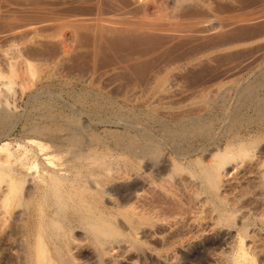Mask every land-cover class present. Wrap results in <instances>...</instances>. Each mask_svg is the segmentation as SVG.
Masks as SVG:
<instances>
[{
	"label": "rangeland",
	"instance_id": "rangeland-1",
	"mask_svg": "<svg viewBox=\"0 0 264 264\" xmlns=\"http://www.w3.org/2000/svg\"><path fill=\"white\" fill-rule=\"evenodd\" d=\"M262 70L264 0H0V76L12 84L0 97V112L11 104L10 113H13L9 125L0 131V146L11 144L9 149L12 151L16 147L19 156H23L25 150L21 152L18 144L19 148L21 144L25 145L22 150L36 149V152L29 149L31 153L28 155L35 156L31 158L32 162L40 163L35 162L38 169L35 166L29 168L30 165L23 168L13 150L15 157L12 160L16 164H12L11 159L6 164L11 169L18 167L15 169L16 177L12 173L8 176V172H0V189L9 181L13 188L18 187L14 185L16 181L20 187L25 184L21 189L19 187L20 190L17 189L19 192L16 190L17 195L13 190L9 199L4 200L0 193V264H37L41 258L38 247L43 243L37 234L39 232L43 233L39 234L43 236V245L47 246L45 252L48 250V261L40 259L39 264H49L50 261L63 264L62 260H69L68 256L73 264L241 262L236 252L240 244L238 231L216 223L217 213L210 204L205 205L206 195L201 193L198 181L185 171L179 172L178 167L181 164L189 166L199 157L203 162L211 163L218 152H226L236 137L249 139L259 132V128L264 129ZM3 101L9 104L4 105ZM256 102L262 106H257ZM258 107H261V112ZM240 117H244L242 121ZM257 117L263 122L256 123ZM200 122L204 123L205 130L199 126ZM248 122H251L250 125ZM196 123L198 126H195ZM186 125L197 128L196 132ZM36 127L49 132L37 133ZM186 128L191 129V133L186 132L189 131ZM183 129L186 134L182 132ZM174 131L177 134L182 132L185 138H181V135L176 137ZM95 136L96 139L102 137L96 140ZM146 137L150 139L147 145L155 143L157 148L160 147L159 153L136 160L123 155V147L118 142L129 143L130 140L138 145H146ZM69 139L78 144L73 146V152L76 148L75 152L82 150L86 153L92 146L105 144L103 150L108 149L111 154H108L106 161L116 166L110 181H101L99 188L92 186L95 188L92 194V197L95 195L94 201L90 202L93 200L90 195L91 198L86 201L90 204L86 206L79 198L80 193L72 197V192H80L76 189L83 185L85 187L87 183L86 188L92 189L91 184L96 178L85 175L89 169H84V174L78 176L85 184L76 177L81 186L76 179L74 186H69L74 190L63 188L68 191L59 192L61 196L57 192L56 197V191L53 193L51 186H48L52 185L50 176L54 170L58 173L59 168L63 170L60 174L66 175L64 177L73 178L71 172L64 170L67 162L73 159V152L68 151V147H63L64 151L56 149V145L63 143L69 146L72 143ZM38 143L49 144L45 149L47 151L41 150ZM263 148L264 140L249 156L243 155L244 160L249 163L252 158L264 155ZM37 149L43 151L44 155ZM239 154H234L232 158L244 163ZM49 156L54 164H60L57 168H54L56 164L50 166L46 161L51 159ZM1 157H4L3 152ZM124 160L132 163L133 168L128 167L129 173L120 170L125 168ZM229 160L231 163L232 160ZM230 163L228 165L233 167L234 164ZM3 164L5 162L2 167L7 168ZM243 165L238 170H244L246 167ZM45 167L51 169L44 171ZM93 167V170H98L97 165ZM240 172L235 168L230 170L229 176H225L222 195L227 194L224 197L231 199V203L238 207L254 202V210L257 209L260 215L264 214L263 179L260 178L258 182L255 178L244 181L252 183L247 185L246 196L240 193L246 188V183L244 186L238 179ZM43 173L45 176L47 174L46 178ZM58 196L65 202L55 199ZM233 198L240 200L236 203ZM54 201H61L65 206L61 207L58 203L54 206ZM132 204L138 208L135 214L130 210ZM145 204H148L146 208L149 205L151 209L160 207L157 209L159 213L156 211L151 219L143 217L141 209ZM64 207L66 209L61 212L60 208ZM43 208L44 217H49L48 222L53 219L57 223L55 219H58V226L62 225L56 227L63 231L55 227L56 233L54 230L53 233L44 230V233L40 229L38 222L41 218L38 220V217H41ZM56 212H60L59 215ZM61 214L63 217L66 215L65 220ZM33 216H37V220ZM103 216L107 218L103 219ZM92 224H106L108 227L102 226L107 232L92 233L95 231L94 228L90 230ZM260 234L256 243L259 250L250 251L251 256L248 257H252V260L243 261L242 264H264V234ZM60 249L66 250L63 254V257L67 254L66 259L58 258Z\"/></svg>",
	"mask_w": 264,
	"mask_h": 264
},
{
	"label": "bare ground",
	"instance_id": "bare-ground-1",
	"mask_svg": "<svg viewBox=\"0 0 264 264\" xmlns=\"http://www.w3.org/2000/svg\"><path fill=\"white\" fill-rule=\"evenodd\" d=\"M263 71V70H262ZM264 72V71H263ZM263 75V74H262ZM256 78V77H255ZM262 78H264V77H262ZM257 79V78H256ZM259 79V78H258ZM249 80V79H248ZM262 80V79H261ZM248 82V81H247ZM255 82V81H254ZM258 82V81H257ZM261 82V81H260ZM245 83V82H244ZM246 84V83H245ZM9 85H12V84H10V82L8 81V80H6V79H4L3 77H1L0 76V97L3 95V92H7V87H8V89L10 88V86ZM247 85V84H246ZM256 84H254V86H255ZM259 85V84H258ZM263 85V84H262ZM252 86V85H251ZM251 86H249L250 88H251ZM253 88V87H252ZM255 88H256V86H255ZM259 88V87H258ZM262 88V87H261ZM254 89V88H253ZM252 89V90H253ZM246 90V89H245ZM248 90H250V89H248ZM260 90V89H259ZM253 91H255V90H253ZM263 91V90H262ZM4 93V94H5ZM247 93V92H246ZM258 93V92H257ZM240 94V93H239ZM249 94V93H248ZM230 95V94H229ZM252 95V94H251ZM254 95V94H253ZM240 96H242V95H240ZM224 97V96H223ZM227 97H229V96H227ZM244 97H246V96H244ZM259 97V96H258ZM261 97V96H260ZM237 98V97H236ZM257 98V97H256ZM32 100H34V99H32ZM227 99L225 98V101H226ZM229 100V99H228ZM239 100V99H238ZM262 100H264V99H262ZM0 101H2V100H0ZM235 101V100H234ZM249 101V100H248ZM4 102V101H3ZM7 102L8 101H5L4 102V105H8L7 104ZM254 102V101H253ZM261 102V101H260ZM6 103V104H5ZM257 103V102H256ZM45 104V103H44ZM222 104H224L225 105V103H222ZM238 104V103H237ZM244 104V103H243ZM254 104H255V102H254ZM251 105H253L252 103L250 104V106ZM260 105H261V103H260ZM258 103H257V106H260ZM212 106H214V105H212ZM227 106V105H226ZM262 106V105H261ZM6 107V108H5ZM5 107H3V108H5V110H3L2 111V113L0 114V131L1 130H3V129H6V127L9 125V123L11 122V120H12V118H13V116L11 115V114H13V113H10L11 112V110H12V106H11V104H9V106H5ZM11 107V108H10ZM249 107V106H248ZM252 107V106H251ZM262 107H264V106H262ZM211 109L213 108V107H210ZM243 108V107H242ZM254 108V107H253ZM261 107H258V111H260L259 109H260ZM11 109V110H10ZM235 109V108H234ZM247 109V108H246ZM261 109H264V108H261ZM43 110H44V108H43ZM46 110V109H45ZM226 110V109H225ZM237 110H240V109H238L237 108ZM252 110V109H251ZM255 110V109H254ZM242 111V110H241ZM222 112V111H221ZM246 112V111H245ZM261 112V111H260ZM43 113V112H42ZM240 113V112H239ZM33 114V113H32ZM235 112H234V116H235ZM237 114H238V112H237ZM244 114V113H243ZM263 115H264V113H262ZM34 115V114H33ZM44 115H45V113H44ZM206 115V114H205ZM238 115H240V114H238ZM260 115H261V113H260ZM262 115V116H263ZM153 116H155V114L153 115ZM223 116V115H222ZM237 116V115H236ZM244 116V115H243ZM261 116V117H262ZM18 116H16V118H17ZM200 117H201V115H200ZM232 117H233V115H232ZM246 117V116H245ZM258 117H260V116H258ZM256 118V119H254V120H256V123L257 122H260V121H262V120H258L259 118ZM260 117V118H261ZM15 118V119H16ZM149 118V117H148ZM236 119H237V117H235ZM244 117H242V119H243ZM262 118H264V117H262ZM155 119V118H154ZM158 119V118H157ZM161 119V118H160ZM189 119V118H188ZM193 119V118H192ZM200 119V118H199ZM198 119V120H199ZM203 119H205V117H203ZM238 119H239V117H238ZM240 119H241V117H240ZM242 119H241V121H242ZM247 119V118H246ZM253 119V118H252ZM251 119V120H252ZM18 120V119H17ZM152 120V119H151ZM250 120V121H251ZM253 120V121H254ZM155 121H156V119H155ZM190 121V120H189ZM188 121V122H189ZM223 121V120H222ZM234 121V120H233ZM145 122V121H144ZM149 122V121H148ZM153 122H154V120H153ZM158 121H156V123H157ZM162 122V121H161ZM186 122V121H185ZM185 122H182V123H185ZM192 122V121H191ZM204 122V121H203ZM244 122H245V120H244ZM255 122V121H254ZM263 122V121H262ZM262 122H260V123H262ZM16 123V122H15ZM166 123V122H165ZM164 123V124H165ZM168 123V122H167ZM175 123V122H174ZM239 123V122H238ZM249 123V122H248ZM251 123V122H250ZM250 123H249V125H250ZM256 123H255V125H256ZM14 124V123H13ZM169 124V123H168ZM186 124H188L187 122H186ZM197 124V123H196ZM198 124H199V122H198ZM198 124L197 125H195V126H198ZM200 124H201V122H200ZM237 124V123H236ZM259 124V123H258ZM263 124H264V122H263ZM139 125V124H138ZM159 125V124H158ZM166 125V124H165ZM182 125V124H181ZM205 125H207L208 126V124H205ZM248 125V124H247ZM251 125H253V123L251 124ZM177 126V125H176ZM179 126H180V124H179ZM187 126V125H186ZM191 126H193L192 125V123H191ZM190 126V127H191ZM199 126H203V128L202 129H204L205 130V126H204V123L203 124H201V125H199ZM222 126V125H221ZM230 126V125H229ZM242 126V125H241ZM259 126V125H258ZM261 126V125H260ZM259 126V127H260ZM131 127H133V126H131ZM130 127V128H131ZM166 127V126H165ZM181 127V126H180ZM180 127H176V129L178 128V129H180ZM187 127H189V125L187 126ZM189 127V128H190ZM248 127V126H247ZM32 128H33V126H32ZM35 128V127H34ZM37 128V127H36ZM46 128V127H45ZM135 128V127H134ZM139 128V127H138ZM162 128V127H161ZM164 128V127H163ZM166 128H168V127H166ZM166 128H164V129H166ZM189 128H186V129H188L189 131H186V132H190L191 133V129H189ZM192 128V127H191ZM199 128V127H198ZM207 128V127H206ZM242 128V127H241ZM252 128V127H251ZM263 128H264V125H263ZM173 129V128H172ZM172 129L170 130V132L172 131ZM175 129V130H176ZM177 129V130H178ZM193 129V128H192ZM195 129H197V128H195ZM195 129H193V131L195 130ZM201 129V128H200ZM201 129V130H202ZM11 130H13V129H10L9 131H11ZM44 129H42L41 128V130H40V128L38 129L37 128V133L38 132H41V133H44V132H49V131H43ZM145 130V129H144ZM176 130V131H177ZM184 131H182L183 133L185 132V129H183ZM199 130V129H198ZM197 130V132L200 134L201 132L200 131H198ZM208 130V129H207ZM210 130H211V128H210ZM229 130V129H228ZM239 130V129H238ZM250 130V129H249ZM259 130V132L256 134V135H254L252 138H249V139H245L244 137H242V136H238V137H236V139L234 140V142H232L228 147H227V149H226V152L225 153H221V152H218L216 155H215V160H213L211 163L209 162V163H205V162H203L201 159H199V158H197V161H195L194 159V161H192V163L189 165V166H187V164L186 165H183V164H181L179 167H178V170H179V172L180 171H185V172H187V173H189L190 174V176H191V178H193V180H196V181H198V185H200V189H201V193H204L205 195H206V200H204L205 201V205H207V204H210L211 206H212V208H213V211H215L216 213H217V220H216V223H218L219 225H221V226H223V227H228V228H234V229H236L237 231H238V235H239V242H240V244H238V246H239V248H238V250L236 251L237 252V255H238V258H241L242 260H241V262H243V261H246V260H249L250 258H252V257H248V256H251L250 255V251H253V250H255V251H257V250H259V246H257V238H258V235H261L260 233H263L264 234V214H259L258 212H256L257 211V209H255L254 210V207H253V203H251L250 201H249V199H248V201L250 202L249 204H251V206L249 207V204H244V205H241V207L239 206H236V204H235V206L231 203V199L229 200L227 197H224V196H227V194L226 195H222L223 193H221V187H222V182L224 181V178H225V176H229L228 174H231L230 173V170H232V169H235V168H237V172H240L241 170V172L239 173V174H237V175H239L240 177L238 178L239 180H241L243 183H244V181H251V179H252V181H253V179L255 178V180L258 182V180L261 178V180L263 179V183H264V155H258L259 157L256 159V158H252V160L249 162V163H247L244 159H245V156L243 157V155H247V156H249L248 154L249 153H251L252 151H254V149H256V147H258V145H259V143H261V141H263L264 140V129H258ZM34 131V130H33ZM51 131V130H50ZM146 131H148V130H146ZM165 131H167V129L165 130ZM181 131V130H180ZM192 131V132H193ZM260 131H262L261 133H260ZM74 132V131H73ZM72 132V133H73ZM112 132V131H111ZM115 132V131H114ZM169 131H168V133L171 135L172 133H170ZM177 132H179V131H177ZM182 132H181V134H182ZM195 132H196V130H195ZM202 132H203V130H202ZM205 132V131H204ZM234 132V131H233ZM35 133V132H34ZM36 133V134H37ZM52 133V132H51ZM151 133V132H150ZM173 133H175V131L173 132ZM180 133V132H179ZM177 134V133H175V135H176V137L178 136L179 137V135H181V134ZM8 134V133H7ZM35 134V135H36ZM48 134V133H47ZM98 135H99V133H97ZM96 134V135H97ZM116 134V133H115ZM145 134V133H144ZM167 134V133H166ZM169 134H167V135H169ZM184 134H186V133H184ZM193 134V133H192ZM236 134V133H235ZM39 135H42V137H43V135L45 136V134H39ZM71 135H73V134H71ZM95 135V134H94ZM97 135V136H98ZM100 135H102V134H100ZM183 135V134H182ZM180 136L181 138H185V137H183V136ZM202 135H204V134H202ZM252 135H253V133H252ZM6 136V135H5ZM4 136V137H5ZM53 136V135H52ZM74 136V135H73ZM77 136V135H76ZM173 136H174V134H173ZM187 136H188V134H187ZM187 136H186V138H187ZM197 136H198V134H197ZM227 136V135H226ZM231 136H233V135H231ZM236 136V135H235ZM244 136V135H243ZM249 136V135H248ZM38 137H40V136H38ZM41 137V138H42ZM48 137H50V136H48ZM54 137V136H53ZM72 137V136H71ZM75 137V136H74ZM100 137H102V136H100ZM100 137H97L98 139H96V136H95V138L94 139H96V140H100L99 138ZM113 138H114V136H112ZM119 137V136H118ZM154 137V136H153ZM190 137V136H189ZM194 137V136H193ZM200 137H201V135H200ZM78 138V137H77ZM92 138H93V135H92ZM91 138V139H92ZM104 138V137H103ZM115 138H117V137H115ZM121 138V137H120ZM124 138V137H123ZM143 138V137H142ZM147 139H144L145 140V144L146 145H143V144H140V145H138V144H136L134 141H132V142H130V140H129V143L128 142H126V143H119L118 142V144H120L123 148H122V150L124 151V154L123 153H121V154H123V155H126V157H128V158H130L131 160H136V159H141V158H145L146 156L148 157V156H150V154L151 155H156V153H159V148H157L158 146H155L153 143H149V145H147V143L149 142H147V140H150V139H148V137H146ZM156 138V137H155ZM173 138V137H172ZM208 138V137H207ZM56 138H54V140H55ZM72 140H73V137L71 138ZM71 139H69L70 140V142L72 141ZM75 139H76V137H75ZM79 139V138H78ZM90 139V140H91ZM122 139V138H121ZM131 139V138H130ZM169 139H171V138H169ZM180 139V138H179ZM188 139V138H187ZM206 139V138H205ZM231 139V138H230ZM233 139V138H232ZM35 140V139H34ZM57 140V139H56ZM106 140V139H105ZM126 140V139H125ZM135 140V139H134ZM143 140V139H142ZM144 140H143V142H144ZM36 141V140H35ZM102 141H104V140H102ZM107 141H109V140H107ZM123 141V140H122ZM121 141V142H122ZM127 141V140H126ZM154 141V140H153ZM171 141H172V139H171ZM179 141V140H178ZM196 141H197V139H196ZM195 141V142H196ZM31 142H33V141H31ZM38 142V141H37ZM36 142V143H37ZM69 142V141H68ZM70 142H69V144H70ZM80 142V141H79ZM91 142H93V140L91 141ZM115 142V141H114ZM138 142V141H137ZM142 142V143H143ZM174 142V141H173ZM176 142V141H175ZM190 142V141H189ZM228 142V141H227ZM78 143V142H77ZM105 143V142H104ZM116 143V142H115ZM114 143V144H115ZM172 143V142H171ZM183 143V142H182ZM193 143V142H192ZM6 144V143H5ZM30 144V143H29ZM29 144H27V145H29ZM33 144V143H32ZM38 144H39V146H38ZM38 144H35V145H37L38 147H40L41 148V150H44V152L45 151H47V150H45V149H47L48 147L47 146H49V144H47V146L43 143V144H41V143H38ZM65 143H63V144H60V145H56L58 148H56V149H59L60 148V150H63V147L64 148H67V150L68 151H72L73 152V146L76 144L74 141H72V143L69 145V146H67L68 144H66V145H64ZM109 144V143H108ZM150 144L152 145V146H150ZM158 144V143H157ZM156 144V145H157ZM176 144V143H175ZM193 144H195V143H193ZM19 145L20 144H18L17 146V148L22 152V151H24L25 150V152L23 153V156H19L20 154H18L17 153V149H16V147L13 149L14 150V152L16 151V153H17V158H16V160H18V163L20 162L23 166H21V167H23L24 168V165H30V167L29 168H31V166H33V168H34V166H35V162H36V164L38 163L37 161H35V162H32L31 160V158H33L34 159V157H31V156H29L28 155V153L30 154L31 152H30V150L31 151H35V150H32V149H25L24 147V149L22 150V146L24 145V144H21L22 146H21V148H19ZM76 145H78V144H76ZM75 145V146H76ZM105 145V144H104ZM104 145H96V146H92L93 148H91V149H89V151L88 152H86V153H84V151L82 152V150L81 151H79L78 150V152H75V149H74V152H73V154H74V156H73V159L70 161V162H67L68 163V166H67V164H66V167L64 166V170L66 169V172L67 171H69V172H67V173H70L71 172V174L73 175V178L71 179L70 177H68V179H67V177H64V176H66L65 174H60V171H63V170H61L60 168L58 169V170H60L58 173H57V171L56 170H54L55 172L53 173V175L52 176H50L51 177V179H50V177H49V181H52L51 182V184L52 185H48L49 186V188H50V186H51V188L50 189H52L53 190V193H54V195L57 193L58 195H59V192L61 193V192H63V191H68L67 189L66 190H63V188H68L70 185L71 186H74L73 185V182L75 181L76 182V177H78V176H80L81 174H84L83 173V170L85 169H89L90 171H91V175H89L90 174V171H89V173L88 174H85V175H88L89 177H91L92 175V177H95L96 179L94 180L95 182V184L93 183V184H91V187L93 186L94 187V185H95V188H99V183L102 181V182H106V180H108V181H110L109 179L112 177V175H111V173H112V171H115L116 169H114V167H116V166H114L113 165V163L111 162V161H106V158H107V156H108V154L109 155H111L110 154V150H108L109 152H107V150L106 149H104L103 150V146ZM107 145V144H106ZM111 145H112V143H111ZM117 145V144H116ZM120 145H118V147H120ZM153 145H154V147H153ZM179 145V144H178ZM182 145H184V144H182ZM188 145H189V143H188ZM228 145V144H227ZM262 145V144H261ZM9 146V147H8ZM6 145V146H0V152H1V154H2V152L4 153V157H1V154H0V172L2 171V173H6V172H8L7 173V175L9 174V173H12V174H16V172H15V169H17L16 167H12V168H14V169H11V167H9V165H7L6 164V162H9L10 161V159L12 160V157H15L14 156V153H13V150L11 151L9 148H10V146H11V144L10 145ZM25 146V145H24ZM30 146H32L31 144H30ZM29 146V147H30ZM74 146V147H75ZM80 146V145H79ZM78 146V147H79ZM193 146V145H192ZM36 147V146H35ZM47 147V148H46ZM89 147V146H88ZM108 147V146H107ZM110 147V146H109ZM12 148V147H11ZM32 148V147H31ZM50 148V147H49ZM112 148V147H111ZM187 148V147H186ZM16 149V150H15ZM177 149V148H176ZM182 149V148H181ZM258 149V148H257ZM264 149V148H263ZM38 151H39V149H37ZM39 151V153L40 152H42V154H43V151ZM183 150V149H182ZM64 151V150H63ZM62 151V152H63ZM67 151V152H68ZM258 151V150H257ZM20 152V153H21ZM36 152V151H35ZM60 152V151H59ZM183 152V151H182ZM241 154V156L243 157V160L248 164L247 165V167L245 166L246 165V163L244 164L243 163V161H238L236 158V163L234 164V161H235V159H233L232 157H234V156H236V153L237 154H239V153ZM46 153H48V152H46ZM69 153V152H68ZM111 153H112V150H111ZM192 153V152H191ZM190 153V154H191ZM253 153V152H252ZM259 153V152H258ZM35 154V153H34ZM59 154V153H58ZM178 154V153H177ZM198 154V153H197ZM235 154V155H234ZM239 154V155H240ZM16 155V154H15ZM21 155H22V153H21ZM38 155V154H37ZM44 155V154H43ZM49 155V154H48ZM72 155V154H71ZM234 155V156H233ZM3 156V155H2ZM38 156H40V155H38ZM176 156H178V155H176ZM246 156V157H247ZM50 157V156H49ZM179 157V156H178ZM241 157V158H242ZM253 157V156H252ZM38 158V157H37ZM41 158V157H40ZM51 158V157H50ZM143 158V159H144ZM185 158V157H184ZM36 159V158H35ZM39 159V158H38ZM49 159V158H48ZM110 159V158H109ZM112 159V158H111ZM146 159V158H145ZM229 159H233L232 161H231V163H230V160ZM249 159V158H248ZM14 160V159H13ZM13 160H12V164H14L13 163ZM40 160V159H39ZM228 160H229V162H228ZM46 161H48V163L50 164V166H53V165H55L54 164V160H52V158L50 159V160H46ZM119 161V160H118ZM124 161H126V160H124ZM178 161V160H177ZM182 161V160H181ZM247 161H249V160H247ZM3 162H5V165L7 166V168L6 167H2V163ZM39 162H41V161H39ZM115 162V161H114ZM180 162V161H179ZM184 162V161H183ZM189 162V161H188ZM233 162V163H232ZM11 163V162H10ZM9 163V164H10ZM17 163V164H18ZM44 163V162H43ZM47 163V164H48ZM181 163V162H180ZM228 163H230V164H234L233 165V167H231V165L229 166L228 165ZM16 164V163H15ZM14 164V165H15ZM39 165H40V163H38ZM41 164H42V162H41ZM53 164V165H52ZM125 164V168L123 167V169H121L120 168V170H122V172H124V173H129V168H133V166H132V163L131 162H125L124 163ZM177 164V163H176ZM244 164V165H243ZM4 165V164H3ZM4 165V166H5ZM44 166H45V163L43 164ZM42 165V166H43ZM58 164H56L55 166L56 167H54V168H57L58 166H57ZM95 165H97L98 166V170L96 171L95 169L93 170L92 168H94L93 166H95ZM178 165V164H177ZM240 165H243V166H245V167H243V168H245L244 170L243 169H241V170H238L239 168H241V166ZM13 166V165H12ZM37 166L38 165H36L35 166V169H38L37 168ZM43 166V167H44ZM47 166H49V165H47ZM49 166V167H50ZM130 166V167H129ZM240 166V167H239ZM20 167V168H21ZM49 167H47V168H49ZM61 167V166H60ZM129 167V168H128ZM26 168V167H25ZM46 168V167H45ZM47 168L44 170V171H46L47 170ZM51 168H49L48 169V171L50 170ZM29 171V169H26V171ZM119 170V169H118ZM3 171H5V172H3ZM32 171V170H31ZM43 171V172H44ZM51 171H53V168H52V170ZM234 171V170H233ZM21 172V171H20ZM20 172H18V173H20ZM25 172V171H24ZM65 172V171H64ZM117 172H120V171H117ZM44 173H46V172H44ZM44 173H43V177L45 176L44 175ZM66 173V174H67ZM85 173H86V171H85ZM121 173V172H120ZM123 173V174H124ZM234 174V173H233ZM0 175H2L1 173H0ZM19 175H23V174H19ZM18 175V177H19V179L21 178L20 176ZM48 175H50V173L48 174ZM71 175V176H72ZM84 175V176H85ZM237 175H234V176H237ZM4 176V175H3ZM9 176V175H8ZM13 176V175H12ZM67 176H69L68 174H67ZM14 177H16V175L14 176ZM47 177V174H46V176L44 177V178H46ZM13 178V177H12ZM22 178H26L25 176H23ZM70 178V179H69ZM82 178V177H81ZM81 178H79L78 177V179L79 180H81ZM256 178H258V179H256ZM77 179V183H78V180ZM84 179V178H83ZM233 179H234V177H233ZM23 180V179H22ZM41 180H44V179H41ZM46 180V179H45ZM72 180V181H71ZM192 180V179H191ZM9 181V180H8ZM14 179H13V182L12 183H14ZM20 181V180H19ZM18 181V182H19ZM82 181V180H81ZM235 181V180H234ZM241 181H239V183H241ZM10 183H11V181H9ZM21 182V181H20ZM22 182H24V180L22 181ZM46 183L48 182V181H45ZM89 182V181H88ZM237 182H238V180H237ZM236 182V183H237ZM10 183H8L6 186L4 185L3 187H1V189H0V193H1V197L5 200V199H9L8 197L10 196V194L12 193L13 194V190L15 191V193H16V190L18 189V190H20L21 189V187H23L25 184H23V186L21 185V187H20V185H19V183H17V181H16V183H14V185L15 184H17L18 185V187L17 186H14V188H13V186H11V184ZM25 183V182H24ZM82 183H83V181H82ZM91 183V182H90ZM246 183V182H245ZM245 183H244V186H245ZM251 182H249V183H246V188H244V189H242V192H240V193H243V194H245L247 191H248V187H247V185L249 186V184H250ZM256 183V182H255ZM50 184V183H49ZM76 184V183H75ZM78 184H80V186H81V182L80 183H78ZM76 185V186H79V185ZM83 184H85V182L83 183ZM88 184V183H87ZM87 184H85L86 186H87ZM104 184V183H103ZM103 184H102V186H103ZM252 184V183H251ZM242 185V184H241ZM255 185V184H254ZM259 184L257 183V186H258ZM262 185V184H261ZM47 186V187H48ZM76 186L74 187V188H76ZM86 186L84 187V185H83V187H78L79 188V190L78 189H76L77 191H80V192H77L76 194L74 193V192H72V197H73V195H77L78 196V193H80L79 195H81L79 198L81 199V201L83 202L82 204H87V203H89V202H86V201H88L91 197H92V194H93V192H94V190H95V188L93 189V187H92V189H93V191H92V189L90 190V189H88V187L86 188ZM96 186H98V187H96ZM243 186V185H242ZM263 186H264V184H263ZM17 187V188H16ZM19 187H20V189H19ZM90 186H89V188H91ZM240 187V186H239ZM256 187V186H255ZM70 189H71V187H69ZM234 188V187H233ZM232 188V189H233ZM243 188V187H242ZM252 188V187H251ZM50 189H48L49 191H50ZM17 190V191H18ZM51 190V191H52ZM63 190V191H62ZM71 190H74V189H71ZM97 190V189H96ZM231 192H232V190H230ZM238 191V190H237ZM241 191V190H240ZM252 191V190H251ZM263 191V190H262ZM19 192V191H18ZM235 192V191H234ZM250 192V191H249ZM248 192V193H249ZM47 193H49V192H47ZM65 193V192H64ZM96 193V192H95ZM94 193V194H95ZM236 193V192H235ZM12 194H11V196H12ZM88 194V195H87ZM204 194H202V195H204ZM263 194V193H262ZM16 195H17V193H16ZM43 195H45V194H43ZM47 195V194H46ZM53 195V196H54ZM68 195V194H67ZM87 195V196H86ZM90 195H91V197H90ZM204 195V196H205ZM228 195H229V193H228ZM232 195V194H231ZM246 195V194H245ZM56 196V195H55ZM54 196V197H55ZM59 196H61V195H59ZM58 196V197H59ZM62 196H63V194H62ZM71 196V195H70ZM69 196V197H70ZM77 196H75V197H77ZM86 196V197H85ZM95 196V195H94ZM94 196L92 197V199L94 198ZM97 196V195H96ZM234 196V195H233ZM232 196V197H233ZM236 196V195H235ZM238 196H239V194H238ZM247 196V195H246ZM249 196V195H248ZM45 197V196H44ZM49 197V196H48ZM51 197H52V195H51ZM57 197V196H56ZM68 197V196H67ZM89 197V198H88ZM229 197H231L230 195H229ZM242 197V196H241ZM240 197V198H241ZM47 198V197H46ZM61 197H59V198H55V199H58V200H61L60 199ZM62 198H64V197H62ZM78 198V199H79ZM205 198V197H204ZM238 198V197H237ZM243 198H244V196H243ZM242 198V199H243ZM262 198V197H261ZM43 199H45V198H43ZM65 199V198H64ZM63 200V199H62ZM61 200V201H62ZM233 200L235 201L236 199H234L233 198ZM232 200V201H233ZM240 200V199H239ZM239 200H237V201H239ZM41 202H42V200H40ZM47 201V200H46ZM61 201H58V202H56V203H58V205L59 204H61L62 202ZM64 201V200H63ZM80 201V200H79ZM78 201V202H79ZM81 201H80V203H81ZM91 201H94V199L93 200H90V202ZM237 201H235L236 203H237ZM251 201H253V200H251ZM65 202V201H64ZM86 202V203H85ZM241 202V201H240ZM258 202V201H257ZM45 203V202H44ZM54 203H55V201H54ZM55 203V205L54 206H56L57 204ZM67 203V202H66ZM242 203V202H241ZM40 204V203H39ZM38 204V205H39ZM69 204V203H68ZM90 204V203H89ZM37 205V206H38ZM47 205V204H46ZM46 205H43L44 207H46ZM88 205V204H87ZM148 205V204H147ZM146 204L145 205H143L144 207L143 208H145L144 210H143V208L141 209L142 210V215H144L143 217H149L150 219L151 218H153V217H151L156 211L158 212V210L157 209H159L158 207L156 208V206H154L155 208H149L150 207V205H149V207L148 208H146V206H147ZM238 205V204H237ZM40 206V205H39ZM63 206H65V205H62L61 204V207H63ZM83 206V205H82ZM86 206V205H85ZM40 208H42L41 206H40ZM163 208V207H162ZM260 208V207H259ZM44 209L45 208H43V213L42 212H40L39 214L41 215V217H38V220H39V218H41V221L39 220V224H38V226L40 227V229H42L43 230V232H44V230H45V232L46 231H52V233H53V230L55 229V227L56 226H58V224L57 223H59V221H58V219H55V220H57V223L52 219L53 217H50L52 220H50L49 222H48V219H49V217H48V215H46L45 217H44ZM62 209V210H61ZM63 209L65 210L66 209V207H64V208H60V211L62 212L63 211ZM136 209H138L136 206H135V204H132L131 205V207H130V210H132L133 211V213L135 214L136 213ZM42 209H40V211H41ZM46 210H48V209H46ZM45 210V211H46ZM56 210H57V208H56ZM260 210V209H259ZM243 211V212H242ZM37 212H38V209H37ZM36 212V214H38ZM240 212H242L241 214H239ZM56 213H58V212H56ZM60 213V212H59ZM59 213H58V215H59ZM69 213V212H68ZM159 213V212H158ZM264 213V212H263ZM38 214V215H39ZM46 214H47V211H46ZM54 214H55V212H54ZM54 214H53V216H54ZM63 214H65L64 212H63ZM39 215V216H40ZM57 215V216H58ZM133 215V214H132ZM131 215V216H132ZM156 215V214H155ZM52 216V215H51ZM56 216V215H55ZM61 216H62V214H61ZM66 215H64V217H65ZM99 216V215H98ZM136 216V215H135ZM154 216V215H153ZM34 217V216H33ZM63 217V216H62ZM64 217L62 218V219H64ZM72 217H73V214H72ZM71 217V218H72ZM96 217V216H95ZM104 217V216H103ZM155 217V216H154ZM32 218V217H31ZM35 218V217H34ZM36 218H37V216H36ZM35 218V219H36ZM58 218V217H57ZM60 218V217H59ZM107 218V217H106ZM105 217L103 218V219H106ZM132 218H136V217H132ZM131 218V219H132ZM69 219V218H68ZM98 219V218H97ZM96 219V220H97ZM101 219V218H100ZM37 220V219H36ZM65 220V219H64ZM64 220H62V221H64ZM67 220V219H66ZM89 220H92V219H88V221ZM108 220V219H107ZM52 221V222H51ZM61 221V222H62ZM95 222V221H94ZM37 223V222H36ZM69 223H73V222H70L69 221ZM93 223V222H92ZM96 223V222H95ZM94 223V224H95ZM107 223V222H106ZM60 224V223H59ZM64 224V223H63ZM97 224V223H96ZM108 224V223H107ZM34 225V224H33ZM62 225V224H61ZM60 225V226H61ZM66 225V224H65ZM68 225V224H67ZM70 225H72V224H70ZM103 225V224H102ZM91 225L92 227H90V230H93V228H94V230L95 231H93L92 233H96V231H97V234H98V232L101 234H103V233H106L105 232V228L103 227V226H105V225ZM60 226H58V227H60ZM107 226V225H106ZM105 226V227H106ZM34 227V226H33ZM35 227L38 229V227H37V225L35 224ZM58 227H56V230H59L60 232H61V230H62V228H58ZM64 227V226H63ZM69 227V226H68ZM108 227V226H107ZM36 228H35V230H36ZM110 228V227H109ZM112 228V227H111ZM207 228V227H206ZM47 229V230H46ZM61 229V230H60ZM73 229V228H72ZM113 229V228H112ZM32 230V229H31ZM39 230V229H38ZM69 230V229H68ZM67 230V231H68ZM39 231H41V230H39ZM38 231V232H39ZM55 231V230H54ZM58 231V232H59ZM63 231V230H62ZM66 231V232H67ZM112 231V230H111ZM30 232V231H29ZM28 232V233H29ZM44 232V233H45ZM59 232V233H60ZM69 232V231H68ZM108 232H109V229H108ZM37 233V232H36ZM39 233H41V235L43 234L42 232H39ZM39 233H37L39 236V238H40V242H43V243H40L39 244V253H40V255H39V258L42 260V261H44V260H46V261H48L47 260V258H48V256H47V251L45 252V247H47V246H45V245H43L44 244V241H42L43 239L41 238V237H43V236H41ZM51 233V234H52ZM54 233H56V231L54 232ZM49 234V233H48ZM48 234H46V235H48ZM61 234V233H60ZM60 234H58L59 236H60ZM110 234V233H109ZM56 235V234H55ZM68 235V234H67ZM45 236V235H44ZM49 236V235H48ZM54 236V235H53ZM52 236V237H53ZM59 236H58V238H59ZM63 236H66L64 233H63ZM96 236V235H95ZM104 236V235H103ZM33 237V236H32ZM51 237V238H52ZM55 237V236H54ZM97 237V236H96ZM98 237H100V235L98 236ZM56 238V237H55ZM62 238V237H61ZM65 238V237H64ZM66 238H67V236H66ZM68 238H70L69 236H68ZM101 238V237H100ZM99 238V239H100ZM71 239V238H70ZM39 240V239H38ZM101 240V239H100ZM99 240V241H100ZM60 241V240H59ZM67 241V240H66ZM70 241V240H69ZM39 242V241H38ZM63 242V241H62ZM71 242V241H70ZM101 242V241H100ZM57 243H58V241H57ZM61 243V242H60ZM64 243V242H63ZM67 243V242H66ZM70 244H72V242L70 243ZM64 245V244H63ZM68 245V244H67ZM71 246V245H70ZM36 247V246H35ZM236 247V246H235ZM60 248V247H59ZM67 248V247H66ZM258 248V249H257ZM30 249V248H29ZM28 249V250H29ZM55 249H57V248H55ZM62 249V248H61ZM61 249H60V251L58 250V254H59V256H58V258L60 259V260H62L63 258H65V257H67V254H66V256L64 255V257H63V254H65L64 252L66 251H64V250H62L61 251ZM235 250V249H234ZM263 250V249H262ZM30 251V250H29ZM28 251V252H29ZM261 251V250H260ZM32 252V251H31ZM50 252V251H49ZM57 252V251H56ZM259 252V251H258ZM38 253V252H37ZM234 253V252H233ZM252 253V252H251ZM255 253H257V252H255ZM71 255V254H70ZM255 255V254H254ZM63 257V258H62ZM236 257V256H235ZM69 260H62V262H63V264H73V261H71V258H69V256L67 257ZM39 259V260H40ZM66 259V258H65ZM236 259V258H235ZM256 259V258H255ZM39 260H38V262H39ZM41 260H40V263H41ZM50 260V259H49ZM53 260V259H52ZM60 260H58V261H60ZM250 260H252V259H250ZM249 260V261H250ZM254 260V259H253ZM239 261V260H238ZM6 262V261H5ZM37 262V264H39ZM51 262L52 261H50L49 262V264H51ZM54 262V261H53ZM53 262H52V264H53ZM240 261L239 262H237L238 264L240 263V264H242ZM46 263V262H45ZM234 263V262H233ZM244 263V262H243ZM44 264V263H43ZM47 264H48V262H47ZM235 264V263H234Z\"/></svg>",
	"mask_w": 264,
	"mask_h": 264
}]
</instances>
